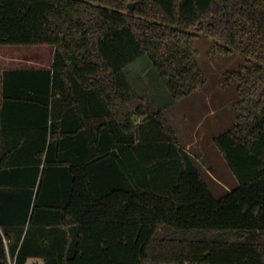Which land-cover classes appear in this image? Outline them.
Segmentation results:
<instances>
[{"label":"trees","instance_id":"obj_1","mask_svg":"<svg viewBox=\"0 0 264 264\" xmlns=\"http://www.w3.org/2000/svg\"><path fill=\"white\" fill-rule=\"evenodd\" d=\"M198 34L248 60L220 79V197L163 113L207 80ZM0 44L53 49L1 72L0 264H264V0H0ZM142 56L157 108L125 70Z\"/></svg>","mask_w":264,"mask_h":264},{"label":"rangeland","instance_id":"obj_2","mask_svg":"<svg viewBox=\"0 0 264 264\" xmlns=\"http://www.w3.org/2000/svg\"><path fill=\"white\" fill-rule=\"evenodd\" d=\"M212 42L213 38L204 34H198L195 37L198 49L197 61L207 80L197 91L176 101L173 108L178 111L169 115L168 119L176 128L182 140H192L184 133L186 132L184 126L186 122V127L190 129L193 136L202 141L205 152H194L195 148H193L191 154L201 167L213 195L220 197L227 190L237 185L236 178L220 153L215 149L213 143L211 144L212 137L229 128L235 122L236 117V112L230 107L232 101L237 98L235 85L231 83L223 87L220 85V79L224 72L235 69L238 65L247 63L248 60H246V56L238 51L212 56L208 52ZM51 48L49 45L42 44H0V51L14 50L12 54L17 55V60H20L21 56L33 59L38 58V55L41 54L43 57L49 56L51 55ZM2 58L3 64L9 60L7 56ZM18 63L24 64L25 62L19 61ZM125 70L136 89L144 92L148 101L154 103V108L159 107L167 99V89L149 65L146 56H142L129 64ZM213 105L215 109L212 108L213 110L210 112ZM197 124L200 126L199 130L193 131Z\"/></svg>","mask_w":264,"mask_h":264},{"label":"crops","instance_id":"obj_3","mask_svg":"<svg viewBox=\"0 0 264 264\" xmlns=\"http://www.w3.org/2000/svg\"><path fill=\"white\" fill-rule=\"evenodd\" d=\"M14 51V50H13ZM13 51H0V105H1V101H2V82H1V72L4 68H13V67H44V66H49L50 63H51V58H52V53H53V49L51 48L50 50V54L49 56H44L41 54V55H38L39 57L36 58V59H33V58H30V57H25V56H21L22 58H19L20 60H17V55H13L12 53H14ZM42 53V52H41ZM9 58L8 59H5V60H8V62L4 63L2 62L3 58L2 57H6V56ZM16 57V58H15ZM19 61H23L25 62L24 64L21 63L19 64L18 62ZM197 91V90H196ZM182 99V98H181ZM180 100V99H179ZM178 101V100H177ZM176 103V102H175ZM171 104L170 106L166 107L165 109H163V113L166 117V119L169 121L168 119V116L173 114L174 112L178 111L177 109L173 108L174 104ZM212 108H214V105L211 107L210 109V112L211 110H213ZM215 109V108H214ZM169 111V112H168ZM170 122V121H169ZM170 124L172 125V123L170 122ZM185 126V129H186V132H184L186 134V136L188 135L192 140L190 139H186V140H182L181 136L179 133H177L176 131V128L172 125V127L175 129L176 133H177V136L179 137V140L181 142V144L184 146V148L191 154L193 148H195V150H193L194 152H199V153H204L205 152V149L203 148V144H202V141H199L198 139H196L193 134L191 133L190 129L186 127V122L184 124ZM200 126L197 124L196 127L193 129V131H198ZM224 131V130H223ZM222 132V131H221ZM220 133V132H219ZM219 133H217L216 135H218ZM214 135L212 137V142L211 144L213 143V139L214 137L216 136ZM211 141V140H210ZM201 144V145H200ZM214 145V144H213ZM212 145V147H213ZM190 146H192V148H190ZM199 147V148H197ZM215 147V146H214ZM216 149V147H215ZM214 150V148H213ZM217 150V149H216ZM215 150V152H216ZM218 151V150H217ZM204 176V175H203ZM205 178V177H204ZM26 264H44L43 262V259L42 258H38V257H30Z\"/></svg>","mask_w":264,"mask_h":264},{"label":"water","instance_id":"obj_4","mask_svg":"<svg viewBox=\"0 0 264 264\" xmlns=\"http://www.w3.org/2000/svg\"><path fill=\"white\" fill-rule=\"evenodd\" d=\"M133 5L134 4L132 2L128 4V6H129V12H131L133 10Z\"/></svg>","mask_w":264,"mask_h":264},{"label":"built area","instance_id":"obj_5","mask_svg":"<svg viewBox=\"0 0 264 264\" xmlns=\"http://www.w3.org/2000/svg\"><path fill=\"white\" fill-rule=\"evenodd\" d=\"M9 264H14L12 261H9Z\"/></svg>","mask_w":264,"mask_h":264}]
</instances>
